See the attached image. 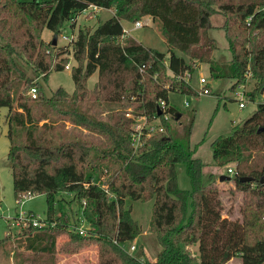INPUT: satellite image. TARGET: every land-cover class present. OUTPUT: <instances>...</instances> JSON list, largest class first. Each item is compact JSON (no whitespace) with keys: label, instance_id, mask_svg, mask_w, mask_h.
Returning <instances> with one entry per match:
<instances>
[{"label":"trees","instance_id":"1","mask_svg":"<svg viewBox=\"0 0 264 264\" xmlns=\"http://www.w3.org/2000/svg\"><path fill=\"white\" fill-rule=\"evenodd\" d=\"M90 6L113 10V16L95 28L79 27L67 47L42 39L45 29L60 34L67 21L73 29ZM263 7L264 0H0V107L8 109L13 194L17 201L22 194H43L47 203L45 224L27 226L14 242L40 258L37 264H54L56 253L76 254L91 245L98 249V264H192L195 256L186 247L194 244L199 264H226L235 257L241 264H263L264 131L257 130L264 128V103L258 102L231 135L211 144L216 168L234 166L230 181L243 194L241 221L221 218L216 180L205 183L201 160L170 134L165 118L178 113L169 94L196 95L187 78L200 64H208L213 77L233 80V87L246 84L249 74L255 85L247 94L251 101L264 93ZM217 13L224 18L221 29L231 55L225 74L212 60L217 44L208 35ZM143 18L158 23L168 58L130 36L120 40L122 22ZM69 57L75 61L73 92L58 88L47 97L36 79L46 82L51 72L63 71ZM94 73L97 81L89 90ZM33 87L35 99L27 95ZM87 102L116 104L119 110L105 120L83 110ZM139 117L165 132L143 134L135 150L131 134ZM63 120L102 136L103 142L53 141L48 134L55 136ZM178 164L184 165L188 190L178 187ZM60 193L84 202L82 214L91 226L86 236L70 229ZM127 199L153 202L149 229L160 246L154 262L123 248L141 233ZM61 236L66 240L58 244Z\"/></svg>","mask_w":264,"mask_h":264},{"label":"rangeland","instance_id":"2","mask_svg":"<svg viewBox=\"0 0 264 264\" xmlns=\"http://www.w3.org/2000/svg\"><path fill=\"white\" fill-rule=\"evenodd\" d=\"M18 1L27 2L31 0ZM112 16L113 10L100 9L93 11L92 8H87L77 17L73 29L71 28V22L67 21L61 29L60 34L53 35L52 32L45 29L41 36L45 42H54L57 48L67 47L70 41L74 40L79 27L89 26L95 28L98 22H104ZM140 22L144 26L139 29H134L133 25L127 22H122V27L130 30V37L143 47L155 49L164 53L166 58H168L167 45L160 33L158 23L152 22L150 18H143ZM223 22L224 18L222 15L218 13L213 15L211 17L213 29L208 31V35L217 44V50L213 52L212 60L218 66L219 72L225 74L230 68L231 55L221 29ZM74 65V59L69 57L67 67L63 71L51 72L46 82L41 77L36 79V81L41 83L47 97H50L58 88H62L70 94L73 92L74 84L70 72ZM209 68L208 64L198 65L197 69L191 74L190 79L187 78V80L199 92V79L204 78L208 83L210 94L192 96L179 93L169 94V104L177 109L180 117L178 120H175L168 115L167 123L170 127V134L179 143L188 146L194 152V158L201 160L205 183H208L210 180H216L215 184L221 190L219 196L222 203L221 218L231 221H241L240 206L243 194L235 191L233 181L220 182L217 179L220 175L232 177L235 174L234 166L216 168L212 158L211 144L221 136L231 135L233 128L240 125L255 111L257 103L264 102V93L261 91L251 101L247 94L254 89L255 85L254 80L250 79L249 75L246 77V84L233 87L235 83L233 80L226 77H213ZM96 81L97 73H94L87 81L89 90L94 87ZM242 92L244 94L242 99L245 101V107L239 108V97L236 94L238 95V93ZM82 109L94 117L106 120L111 113L119 110V106L116 104L100 105L87 102L82 104ZM7 112V108L0 107V240L4 237L9 239L0 244V264H37L40 258L37 259L36 256L25 250L22 245H17L14 242V238L22 230V226L16 227L13 218L24 212L26 214H33L40 219H45L47 203L43 194L35 195L21 202H18L14 197L10 164L7 160L9 146L6 137L7 124L5 122ZM126 112H130V109H127ZM137 122L138 126L142 124L141 121ZM58 124L55 127L56 135L52 136L48 134L53 141H59L60 138L63 140L80 139L97 143L103 142L102 136L83 127L73 126L67 120L58 122ZM155 125H157V122H155ZM229 168L233 171V175L227 173ZM176 169L178 187L188 190L190 182L185 173L184 165L178 164ZM107 177L108 174L103 177L102 182L106 181ZM57 200H61L60 205L67 212L72 227L90 230L91 226L87 224L82 214V203L76 201L74 196L69 193H60L57 196ZM70 201L72 203H69ZM152 204V200L140 202L127 199L125 201L126 206L131 205V216L139 223L141 233L135 240L126 243L123 248L131 256H141L154 262L160 251V246L156 241L155 235L149 229ZM64 240H66V237L61 236L58 244ZM132 244H135L136 249L129 253V247ZM187 247L192 254L197 253V244ZM54 257V264H98V249L96 246L91 245L76 254L56 253ZM192 264H199L198 253L195 255V261ZM227 264H241V261L238 257H235Z\"/></svg>","mask_w":264,"mask_h":264},{"label":"built area","instance_id":"3","mask_svg":"<svg viewBox=\"0 0 264 264\" xmlns=\"http://www.w3.org/2000/svg\"><path fill=\"white\" fill-rule=\"evenodd\" d=\"M88 8H92L93 11L100 10L99 8L94 7V6H90ZM132 25H133L134 29H139L142 26H144V24L141 23L140 21H137ZM129 33H130V30L123 27L121 40L126 38L127 36H130ZM70 42H72V40ZM199 84H200V89H199V92L196 91V95H208V94H210L208 83L205 81L204 78L199 79ZM27 94H28V96H30V98L35 99L36 94H37L36 88H34V87L31 88ZM236 96L239 97V100H238L239 108H244L245 107V101L242 99V97H244L243 92L238 93V95L236 94ZM160 106H161V108H163V106H164L163 102H160ZM126 116L129 117V114L127 113ZM165 118L168 119V116H166ZM137 121H141L142 124L138 126V122H136V125H134L132 128L133 131L131 134V143H132V146L134 147L135 150L141 145L143 134H145L146 137H149L153 134H158V133L164 132V128L162 126L155 125V122L147 121L145 117H139V118H137ZM227 173L230 175H233V171L230 168L227 170ZM29 198H31V196L29 194H22L20 196V200L18 202H21L22 200H27ZM83 204H84V202H83ZM13 219H14V225H16V227L22 226V229L26 228L29 225H31L32 227H41L42 225L45 224V222H44L45 219H40V218L34 216L33 214H26L24 212L17 215ZM50 225L53 226V223H51ZM70 229L74 230L76 233H78L81 236H86L87 231H88V229H86V228L71 227ZM135 249H136L135 244H132L129 247V253L135 251ZM263 264H264V262H263Z\"/></svg>","mask_w":264,"mask_h":264},{"label":"water","instance_id":"4","mask_svg":"<svg viewBox=\"0 0 264 264\" xmlns=\"http://www.w3.org/2000/svg\"><path fill=\"white\" fill-rule=\"evenodd\" d=\"M54 44H55V43H54ZM159 113H160V110H159ZM179 117H180V114H179V113H176V114L174 115V119H175V120H178ZM261 131H264V128H259V129L257 130L258 133L261 132ZM243 180H247V178H244ZM219 181H220V182H222V181H230V177H228V176H224V175H221V176L219 177Z\"/></svg>","mask_w":264,"mask_h":264},{"label":"crops","instance_id":"5","mask_svg":"<svg viewBox=\"0 0 264 264\" xmlns=\"http://www.w3.org/2000/svg\"><path fill=\"white\" fill-rule=\"evenodd\" d=\"M190 77H191V76H190ZM189 79H190V78H189ZM186 249L188 250V247H187ZM188 251H189V250H188ZM196 254H197V253H196ZM196 254L193 253L194 256H195ZM231 260H232V259H231ZM228 262H229V261H228ZM228 262H227V263H228ZM227 263H226V264H227Z\"/></svg>","mask_w":264,"mask_h":264}]
</instances>
